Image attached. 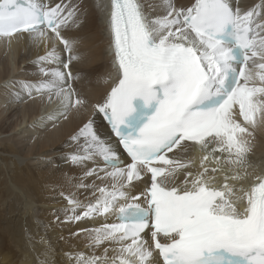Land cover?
I'll return each instance as SVG.
<instances>
[{
  "label": "snow or ice",
  "instance_id": "snow-or-ice-1",
  "mask_svg": "<svg viewBox=\"0 0 264 264\" xmlns=\"http://www.w3.org/2000/svg\"><path fill=\"white\" fill-rule=\"evenodd\" d=\"M261 9L264 4L241 11L232 0H194L177 8L164 0V12L153 15L144 0H110L108 30L117 75L103 102L92 107L129 162L122 163L120 152L89 119L72 135L76 149L67 160L74 166L92 162L85 177L111 185H93L99 195L88 203L71 194L64 198L72 213L68 221L115 213L118 223L81 231L88 232L89 247L119 246L112 257L108 249L102 256H70L76 264H264V175H255L247 187L229 182L249 177L254 130L264 125ZM78 11L71 0H0V41L11 43L26 34L46 48L37 58L43 79L23 88L29 98L33 92L55 98L65 119L68 111L88 105L70 70L81 59L78 41L65 35ZM58 45L66 57L58 54ZM187 142L205 151L195 174L188 171L192 161L167 155L187 151ZM213 144L212 153L222 155H212L215 166L209 168L207 149ZM181 170L185 179L176 184ZM216 173H224L219 186ZM146 175L145 191L130 197L126 189Z\"/></svg>",
  "mask_w": 264,
  "mask_h": 264
},
{
  "label": "bare ground",
  "instance_id": "bare-ground-1",
  "mask_svg": "<svg viewBox=\"0 0 264 264\" xmlns=\"http://www.w3.org/2000/svg\"><path fill=\"white\" fill-rule=\"evenodd\" d=\"M43 2L55 4L60 0ZM64 2L68 3L69 0ZM172 2L177 8H187L194 0ZM71 3L79 7L78 18L76 23L69 22L65 35L78 41L76 49L81 59L73 61L70 70L74 76H78L73 81L74 88L87 99L88 105L78 112L75 109L68 111L67 119L60 115L63 109L55 98L49 101L47 94L41 97L35 92L29 98L23 88L25 82L43 79L37 58L45 54V45L33 42L26 34L11 43L0 41V264H76L70 256L75 257L78 253L102 256L104 250L108 249L107 255L112 257V249L119 246L105 242L99 247H89L88 232L81 231L106 223H118L115 213L80 221L67 220L72 213L67 211L69 205L65 196L71 194L81 202L88 203L99 195L93 185H111L110 180L85 177V168L93 167L92 162L85 166H74L67 162V156L76 149L71 137L83 123L92 119L97 134L120 152L122 163L128 162L107 125L93 112L92 107L103 102L114 77L108 53L109 0H71ZM144 3L150 14L164 12V0H144ZM232 3L234 6L238 4L241 11H247L255 5L264 4V0H232ZM261 11L264 13V9ZM260 22H264V14L258 18L257 23ZM60 49L62 46L58 45V54L66 57ZM15 113L17 118L13 127L9 128L10 133L3 134L9 130L5 122ZM252 144L253 150L248 156L249 177L243 182L230 183H243L247 187L255 175L263 174L264 125L254 130ZM213 147L214 144L207 149L210 155L205 164L209 168L215 166L212 155H222L213 154ZM204 155L205 151L200 146L193 148L191 145L187 151L174 150L169 158L192 161L193 166L188 171L195 174L201 170L200 161ZM100 166H104L102 162ZM221 167L227 171L228 165L222 161ZM223 175L215 174L216 186L223 183ZM184 179V170H181L174 182L180 184ZM81 182L88 188L79 187ZM133 185L126 189L130 197L145 191L148 176L134 181ZM139 202L144 205L142 197ZM80 211L77 209L76 214ZM40 220H43L42 226ZM144 235L145 239L150 240L149 234Z\"/></svg>",
  "mask_w": 264,
  "mask_h": 264
},
{
  "label": "rangeland",
  "instance_id": "rangeland-1",
  "mask_svg": "<svg viewBox=\"0 0 264 264\" xmlns=\"http://www.w3.org/2000/svg\"><path fill=\"white\" fill-rule=\"evenodd\" d=\"M16 115H17V113H15L12 117H10L6 122H5V127L7 128V129H9L10 128V126H12L13 127V125H14V123L16 122ZM6 129V130H7ZM10 129L8 130V131H6L5 133H3V134H5V135H7V133L9 134L10 133ZM67 162H69L68 160H67ZM42 223H43V220L41 221L40 220V225L42 226Z\"/></svg>",
  "mask_w": 264,
  "mask_h": 264
}]
</instances>
